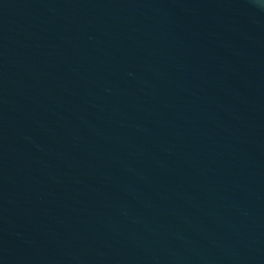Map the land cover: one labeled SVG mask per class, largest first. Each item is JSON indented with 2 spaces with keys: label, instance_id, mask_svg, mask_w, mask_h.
<instances>
[{
  "label": "water",
  "instance_id": "water-1",
  "mask_svg": "<svg viewBox=\"0 0 264 264\" xmlns=\"http://www.w3.org/2000/svg\"><path fill=\"white\" fill-rule=\"evenodd\" d=\"M0 264H264V0H0Z\"/></svg>",
  "mask_w": 264,
  "mask_h": 264
}]
</instances>
